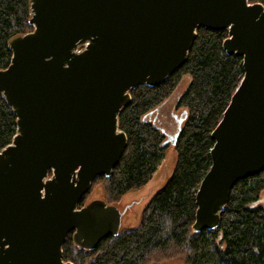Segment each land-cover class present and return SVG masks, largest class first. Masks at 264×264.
Instances as JSON below:
<instances>
[{
  "label": "water",
  "instance_id": "obj_1",
  "mask_svg": "<svg viewBox=\"0 0 264 264\" xmlns=\"http://www.w3.org/2000/svg\"><path fill=\"white\" fill-rule=\"evenodd\" d=\"M30 24L32 32L9 41L11 63L0 70V94L18 126L0 151V264H74L63 258L70 234L94 250L120 233L115 204L80 203L128 146L119 116L132 90L159 86L184 66L200 28L227 30L224 50L244 70L212 132L211 167L195 198L193 230L218 228L233 187L264 172V6L31 0Z\"/></svg>",
  "mask_w": 264,
  "mask_h": 264
},
{
  "label": "trees",
  "instance_id": "obj_2",
  "mask_svg": "<svg viewBox=\"0 0 264 264\" xmlns=\"http://www.w3.org/2000/svg\"><path fill=\"white\" fill-rule=\"evenodd\" d=\"M250 4L264 0H248ZM31 0H0V70L9 67V41L30 33ZM227 30L200 28L187 62L159 86H140L119 116L128 146L109 177L95 180L80 207L100 188L103 199L116 204L131 191L147 185L163 157L167 135L152 115L176 91L185 77L190 83L177 101L183 110L176 133L177 163L172 177L145 207L137 228L121 230L94 250L75 245L70 234L63 258L74 264H264V172L239 181L232 189L221 223L215 230L195 232L196 194L211 167L212 132L218 126L244 77L243 59L224 50ZM17 117L0 94V151L17 134Z\"/></svg>",
  "mask_w": 264,
  "mask_h": 264
},
{
  "label": "rangeland",
  "instance_id": "obj_3",
  "mask_svg": "<svg viewBox=\"0 0 264 264\" xmlns=\"http://www.w3.org/2000/svg\"><path fill=\"white\" fill-rule=\"evenodd\" d=\"M189 83L190 78L187 76L179 84L176 91L152 115L155 125L165 132L167 136L176 135L184 123L180 121L183 117V110L177 109L176 104L179 98L185 93ZM166 146L165 153L157 164V172L150 182L138 190L129 192L115 204L122 213L121 230L134 229L139 226L147 204L172 177L177 163V152L175 146L170 142ZM94 199H103L100 188L98 187L92 191L89 202ZM259 204L264 205V192L261 195ZM162 264H183V262L177 259Z\"/></svg>",
  "mask_w": 264,
  "mask_h": 264
},
{
  "label": "flooded vegetation",
  "instance_id": "obj_4",
  "mask_svg": "<svg viewBox=\"0 0 264 264\" xmlns=\"http://www.w3.org/2000/svg\"><path fill=\"white\" fill-rule=\"evenodd\" d=\"M181 121V120H180ZM170 139V143H172L173 141L175 142V138H176V136L175 135H173V136H167V139Z\"/></svg>",
  "mask_w": 264,
  "mask_h": 264
}]
</instances>
